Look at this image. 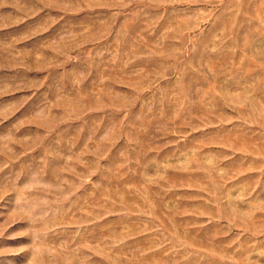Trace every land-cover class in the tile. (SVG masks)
Segmentation results:
<instances>
[{
	"label": "rangeland",
	"instance_id": "1",
	"mask_svg": "<svg viewBox=\"0 0 264 264\" xmlns=\"http://www.w3.org/2000/svg\"><path fill=\"white\" fill-rule=\"evenodd\" d=\"M0 264H264V0H0Z\"/></svg>",
	"mask_w": 264,
	"mask_h": 264
}]
</instances>
